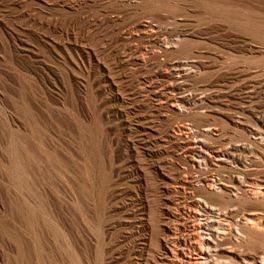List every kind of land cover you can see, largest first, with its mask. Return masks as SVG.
<instances>
[{
  "label": "rangeland",
  "instance_id": "obj_1",
  "mask_svg": "<svg viewBox=\"0 0 264 264\" xmlns=\"http://www.w3.org/2000/svg\"><path fill=\"white\" fill-rule=\"evenodd\" d=\"M261 49L264 0H0V264H120L158 216L173 238L177 175L239 167L190 166L177 126L264 177Z\"/></svg>",
  "mask_w": 264,
  "mask_h": 264
},
{
  "label": "bare ground",
  "instance_id": "obj_2",
  "mask_svg": "<svg viewBox=\"0 0 264 264\" xmlns=\"http://www.w3.org/2000/svg\"><path fill=\"white\" fill-rule=\"evenodd\" d=\"M141 25H143V24H141ZM147 25L148 24H146V26ZM129 36H130V34H129ZM165 49H167V48H165ZM165 49H164V51H165ZM166 52H167V50H166ZM259 52H261V51L259 50ZM157 57H159L158 54H157ZM168 72L170 73V71H168ZM161 73H163V71H161ZM161 73H160V75H161ZM166 73H167V71H166ZM174 73L175 72H173V74ZM187 74H185V75H187ZM167 75H169V74H167ZM174 75H176V74H174ZM180 75L182 77V74H180ZM183 78H184V75H183ZM172 79H173V76H172ZM176 85H174V86H176ZM161 87H160V89H161ZM171 87H173V86H171ZM169 91H172V90H169ZM161 93H163V92H161ZM170 94H171V92H170ZM166 99H168V98H166ZM168 100L170 101V100H176V99H175V97L172 96V98H170ZM167 101H166V103H167ZM177 102H180V101H177ZM169 104H170V102H169ZM183 126H181V127L177 126V127H174L173 130L171 129L172 130L171 136L173 139H175L177 141L176 143L179 144L178 148L185 150L186 151V152L184 151L185 155L189 154V155L185 156V157H188V158H186L187 159L186 161L189 162V165L190 164L192 166L196 165L199 170H200V168H203V167L215 168V169H219V168L221 169V168L225 167V168L230 169L231 168L230 165L232 163H235V164L237 163V165L239 167L235 168L236 174L235 175L233 174L234 176L231 177L230 181H228V183H229L228 185H227V182H226V184H224L222 182L223 179L221 180L219 177H218L219 179L216 181L214 180V177H211V176L203 177V178L200 177L201 179H199V180H196V179L193 180L191 178V176L188 177L187 175H185V177L184 176L182 177L181 175H177V177L175 179L176 182H174V184H175L176 188L181 191V193H182L181 197H178V195L169 197L168 200H165V202H162L161 208H160L161 204L160 205L158 204L160 201L159 202L157 201L158 202L157 204L159 205L158 208H160L162 210L164 216L167 215V217L170 216V217L176 218V223L178 225V228L176 227L177 228L176 230H178L179 233L174 234V233H176L175 232L176 230L175 231L172 230V231H174V233L172 232L173 238H171L172 235L170 234L171 235L170 240H168V237L165 236L164 232L169 230L171 228V226L165 224L167 222L166 221L167 219L165 220L164 224L159 223L160 221L158 222V220H157L159 218V216H158L156 221L154 220L155 222H154V225L152 226L153 228L151 229L152 233L150 232L151 233L150 237L145 235V233H144L143 237L140 238L141 243H139L142 245V247L139 248L140 246L138 247L136 245L137 246V249H136L137 252H134L132 257L130 256L131 253H129V251L132 252L130 246L121 247L119 245V248L120 247L121 248L117 249L119 251L115 254L116 256H112L111 258L114 259L115 261H118V263L120 261V264H142L143 262L141 261L140 256L145 257V260L147 257H149V258L151 257L152 258L151 264H264V177H262V175H261L260 177L256 176V178H254L252 176L253 178L250 177L252 179H248L249 181L247 183L243 182V177H242V176H245L244 178H246V175L248 176L249 172L254 171L252 164L248 163V162L254 163V157L251 155L249 157V159H243L239 156V154H236V148L235 149L230 148V147L214 148L211 145H208V144L204 143L203 141H200V140H202L201 138H200V140H198V138L196 140V137H194V135L192 136V133L190 131L191 128L189 127L190 129H188L187 126H186L187 128H183ZM255 130L257 131V129H255ZM203 131L206 133V135L210 134L213 136L214 131L212 129L207 127ZM212 131H213V133H212ZM253 131H254V129H253ZM259 131H260V129H259ZM263 132H261V133H263ZM259 137H261V136H258V138L257 137L256 138L259 139ZM256 138H254V139H256ZM262 138H260L261 140H258V142L260 144L262 143L261 145H264V138L263 139ZM193 156H195L196 159L199 158V160L198 159L196 160ZM248 156L249 155H247V157ZM201 165H203V167H201ZM250 174L255 175L253 173H250ZM192 177H193V175H192ZM245 181H246V179H245ZM214 185L216 188H213ZM214 189H217V190H214ZM197 193H202V194L206 195L207 198H211V199L212 198L215 199V198L219 197V199L221 201L225 202L226 207L224 208V210L216 209L217 207H212L215 204L211 203L213 205H210V204H208V202H203L204 199L200 200L201 198L199 199L198 197H196L195 194L197 195ZM215 193L219 194V196H215ZM204 195L202 197H204ZM215 200H217V199H215ZM161 201H162V199H161ZM221 201H220V203H222ZM169 204L170 205L175 204V205L179 206L181 210H179L177 212L176 211L172 212L171 208H170L172 206H170ZM242 204L246 208H248L247 213H240L238 211V209H240ZM143 207H144V205H143ZM219 207H221V206H219ZM221 209H223V208H221ZM138 210H139V208H138ZM161 210H158V211L161 212ZM150 211H151V209H150ZM135 213H136V211L134 212V214ZM153 213H154V211H153ZM201 213L202 214L205 213V215H204L205 218L204 219L202 218L203 219L202 221H201V218L199 219L200 216H203V215H201ZM141 214H143V213H141ZM149 215L151 216V212ZM149 215H148V217H149ZM158 215H160V213ZM163 215L161 214L162 219H163ZM150 218H152V217H150ZM143 219H146V218H144V217L142 219L140 218L139 221L141 223H143ZM153 219H155V217ZM148 220H149V218H148ZM169 220H168V222H169ZM128 221L130 223V219H128ZM149 221L151 222V220H149ZM135 222H137V221H135ZM150 222H149V224H150ZM171 223H173V222H171ZM168 224H170V223H168ZM167 226H169L170 228L168 227L169 228L168 229ZM174 227H175V225L173 226V228ZM134 231H136V230H134ZM157 233H159V234H157ZM128 236H132V235H125L124 239L125 240L128 239ZM252 241L256 242L258 244V246L256 247V245H257L256 244L255 248H254L255 250L253 249L252 252L249 248H247L250 250V251L248 250L249 251L248 252V251H246L245 248L249 245L250 242L252 243ZM254 242H253V244H254ZM122 245H124V244L122 243ZM132 246H134V245H132ZM132 248H134V247H132ZM150 249H152L153 252ZM145 251H146V253H145ZM149 252L150 253L152 252L151 255L149 254ZM216 257L217 258L219 257L222 259L217 260ZM107 258H106V260H108ZM147 260H148V258H147ZM109 262H111V261H109ZM148 262H149V260L146 262V264Z\"/></svg>",
  "mask_w": 264,
  "mask_h": 264
}]
</instances>
